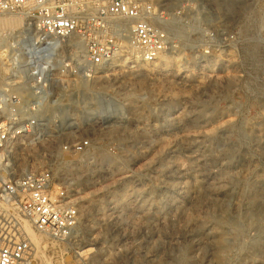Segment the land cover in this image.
I'll return each instance as SVG.
<instances>
[{"label": "rangeland", "instance_id": "1", "mask_svg": "<svg viewBox=\"0 0 264 264\" xmlns=\"http://www.w3.org/2000/svg\"><path fill=\"white\" fill-rule=\"evenodd\" d=\"M182 1L162 0L171 11ZM201 1L221 25L264 26V0ZM8 16L19 17L0 18ZM26 31L0 28V76ZM176 31L174 49L152 64L125 43L88 79L56 77L40 111L42 139L14 157L19 172L50 166L80 222L71 238L34 243L43 257L34 248L33 264H264L258 62L239 55L233 76L201 77L184 54L181 25ZM5 113L0 104V122ZM76 138H89V150L63 151Z\"/></svg>", "mask_w": 264, "mask_h": 264}, {"label": "built area", "instance_id": "2", "mask_svg": "<svg viewBox=\"0 0 264 264\" xmlns=\"http://www.w3.org/2000/svg\"><path fill=\"white\" fill-rule=\"evenodd\" d=\"M203 5L183 0L171 11L162 0H0V15L24 14L28 23L0 76V104L6 109L0 122V264H33L34 245L22 221L53 240L71 238L80 222L77 203L56 183L50 166L19 172L14 157L16 148H32L42 139L40 111L53 98L56 77L65 84L88 79L125 43L152 64L174 49L181 25L184 54L201 77L233 76L237 57L247 55L257 60L256 76L264 80V26L221 25ZM21 139L31 144L19 145ZM90 147L89 138L62 145L74 154Z\"/></svg>", "mask_w": 264, "mask_h": 264}, {"label": "bare ground", "instance_id": "3", "mask_svg": "<svg viewBox=\"0 0 264 264\" xmlns=\"http://www.w3.org/2000/svg\"><path fill=\"white\" fill-rule=\"evenodd\" d=\"M19 17H9V18H0V28H10V29H17V28H21V27H25V25L27 26L28 24H24L23 23V20H25V15L22 14V15H18ZM4 38V37H3ZM1 41V40H0ZM5 51V50H4ZM4 51H2L1 54L5 53ZM1 52V51H0ZM131 52L134 53V58H138V54L134 51V50H131ZM80 53V54H83L82 57L84 56V52L82 50V47L81 46H78V51H77V54ZM11 55L9 54L7 56V58H9ZM4 57V56H3ZM79 57V56H77ZM139 59V58H138ZM140 60V59H139ZM141 61V60H140ZM2 63V62H1ZM9 83H11V81H8ZM1 89V87H0ZM23 229L25 231V233L28 235L30 241L32 242V244L34 245V248H35V252H36V246L34 243L36 244H40V240H43V238H46L47 236L45 235H37L33 229V227L27 222V221H24L23 222ZM28 232V233H27ZM40 236V237H39ZM34 241V242H33ZM41 246H39V248L37 249V253L35 254V257H37L38 259H42V255H41Z\"/></svg>", "mask_w": 264, "mask_h": 264}]
</instances>
